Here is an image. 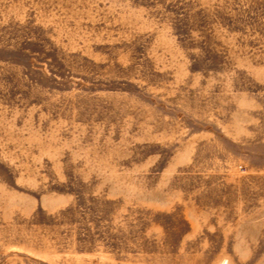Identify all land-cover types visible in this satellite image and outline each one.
I'll use <instances>...</instances> for the list:
<instances>
[{
    "label": "rangeland",
    "instance_id": "374dc122",
    "mask_svg": "<svg viewBox=\"0 0 264 264\" xmlns=\"http://www.w3.org/2000/svg\"><path fill=\"white\" fill-rule=\"evenodd\" d=\"M0 264H264V0H0Z\"/></svg>",
    "mask_w": 264,
    "mask_h": 264
}]
</instances>
